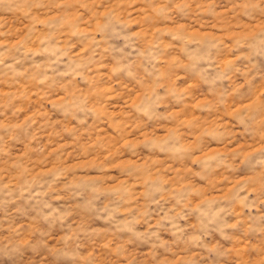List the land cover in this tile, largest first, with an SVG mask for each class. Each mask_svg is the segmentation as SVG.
Listing matches in <instances>:
<instances>
[{"label": "rangeland", "instance_id": "374dc122", "mask_svg": "<svg viewBox=\"0 0 264 264\" xmlns=\"http://www.w3.org/2000/svg\"><path fill=\"white\" fill-rule=\"evenodd\" d=\"M0 264H264V0H0Z\"/></svg>", "mask_w": 264, "mask_h": 264}]
</instances>
